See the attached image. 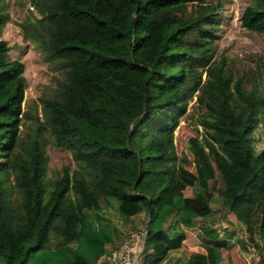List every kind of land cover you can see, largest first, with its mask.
Instances as JSON below:
<instances>
[{
  "label": "trees",
  "instance_id": "16d2710c",
  "mask_svg": "<svg viewBox=\"0 0 264 264\" xmlns=\"http://www.w3.org/2000/svg\"><path fill=\"white\" fill-rule=\"evenodd\" d=\"M227 3L35 0L18 26L52 74L23 105L0 0V264H102L138 215L150 264H235L233 248L264 264V62L216 57ZM239 22L264 33V0ZM186 115L201 137L178 152ZM50 143L72 160L48 179Z\"/></svg>",
  "mask_w": 264,
  "mask_h": 264
},
{
  "label": "rangeland",
  "instance_id": "374dc122",
  "mask_svg": "<svg viewBox=\"0 0 264 264\" xmlns=\"http://www.w3.org/2000/svg\"><path fill=\"white\" fill-rule=\"evenodd\" d=\"M6 1L10 20L4 27L1 37L7 39L8 44L11 46V59H19L25 64L24 75L27 79V86L25 88L23 105H27L38 96L41 86L50 82L52 73L48 71L46 63L42 60L40 49L32 41L24 39L18 26V22L28 13V7L33 6L30 4V0ZM248 3H250V0H228L225 6L226 10L222 16L223 23L220 33L216 39V57L223 54L233 59V63L231 64L239 71L243 69L249 71L255 69L254 61L257 57H260L264 62V33L248 30L241 26L239 22L240 13ZM189 106L191 111L194 107L193 101H191ZM201 130V126L196 124L194 117L187 115L181 117L174 132V143L178 152L181 150L188 152L186 149L187 139L192 135H200ZM47 152L49 153V160L46 176L50 179L58 176L62 165L69 163L72 159L68 150L60 149L52 143L47 146ZM190 168L193 169L192 165ZM183 191L188 200L192 202L194 199L195 201H200L199 198L193 197L201 191L198 185L192 187L184 185ZM198 196L200 197V195ZM145 217L136 218L133 223L134 226L131 228L137 227V225L142 226ZM218 223L230 227L235 226L233 217L230 215H225ZM142 258L143 256L139 257L138 260L142 262Z\"/></svg>",
  "mask_w": 264,
  "mask_h": 264
},
{
  "label": "built area",
  "instance_id": "2783aa9c",
  "mask_svg": "<svg viewBox=\"0 0 264 264\" xmlns=\"http://www.w3.org/2000/svg\"><path fill=\"white\" fill-rule=\"evenodd\" d=\"M144 226L129 228L127 234L109 250L107 259L110 264H138L146 237Z\"/></svg>",
  "mask_w": 264,
  "mask_h": 264
},
{
  "label": "crops",
  "instance_id": "0c3cea01",
  "mask_svg": "<svg viewBox=\"0 0 264 264\" xmlns=\"http://www.w3.org/2000/svg\"><path fill=\"white\" fill-rule=\"evenodd\" d=\"M139 217H145V216L138 215V216L134 217L133 218L134 221L132 222L130 228L134 226L133 223L135 222V219L139 218ZM146 221H147V217H145V221L142 223L143 224L142 226H144L146 224ZM138 226L139 225H137V227ZM198 248H202V247L197 246V245L190 247L191 250H197ZM222 254L224 256V261H226V263H235V264H238L241 262H246L247 264H260L261 258H262L261 255L258 254V252H256V251H249V252H242L241 253L236 248H233L230 251L222 250ZM141 256H143L142 262L145 261V263L148 262V264L152 263V261L154 259V256L148 255V254L147 255L143 254ZM105 259L106 260L103 261L102 264H110L107 257H105ZM142 262H140L138 260V264H141Z\"/></svg>",
  "mask_w": 264,
  "mask_h": 264
},
{
  "label": "water",
  "instance_id": "95a60500",
  "mask_svg": "<svg viewBox=\"0 0 264 264\" xmlns=\"http://www.w3.org/2000/svg\"><path fill=\"white\" fill-rule=\"evenodd\" d=\"M33 1H34V0H30V4H31V5H33Z\"/></svg>",
  "mask_w": 264,
  "mask_h": 264
}]
</instances>
